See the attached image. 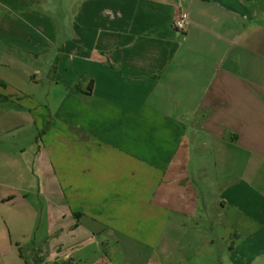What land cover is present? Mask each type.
Masks as SVG:
<instances>
[{
  "label": "crops",
  "instance_id": "crops-1",
  "mask_svg": "<svg viewBox=\"0 0 264 264\" xmlns=\"http://www.w3.org/2000/svg\"><path fill=\"white\" fill-rule=\"evenodd\" d=\"M255 237L264 0H0V264H253Z\"/></svg>",
  "mask_w": 264,
  "mask_h": 264
},
{
  "label": "rangeland",
  "instance_id": "rangeland-1",
  "mask_svg": "<svg viewBox=\"0 0 264 264\" xmlns=\"http://www.w3.org/2000/svg\"><path fill=\"white\" fill-rule=\"evenodd\" d=\"M50 102H52V99ZM243 240L245 239H239V243ZM247 245L251 250V252L248 253V259H253V264H264V237H255L250 242H247Z\"/></svg>",
  "mask_w": 264,
  "mask_h": 264
},
{
  "label": "built area",
  "instance_id": "built-area-1",
  "mask_svg": "<svg viewBox=\"0 0 264 264\" xmlns=\"http://www.w3.org/2000/svg\"><path fill=\"white\" fill-rule=\"evenodd\" d=\"M187 19L188 16L186 14H180L175 24L176 28L178 30L185 29Z\"/></svg>",
  "mask_w": 264,
  "mask_h": 264
},
{
  "label": "trees",
  "instance_id": "trees-1",
  "mask_svg": "<svg viewBox=\"0 0 264 264\" xmlns=\"http://www.w3.org/2000/svg\"><path fill=\"white\" fill-rule=\"evenodd\" d=\"M76 87L79 88V85H77Z\"/></svg>",
  "mask_w": 264,
  "mask_h": 264
}]
</instances>
